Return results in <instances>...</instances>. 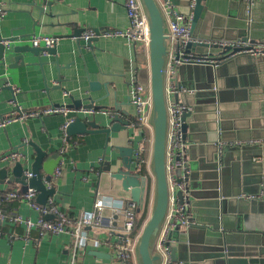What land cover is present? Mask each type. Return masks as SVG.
I'll return each instance as SVG.
<instances>
[{
	"label": "crops",
	"instance_id": "obj_1",
	"mask_svg": "<svg viewBox=\"0 0 264 264\" xmlns=\"http://www.w3.org/2000/svg\"><path fill=\"white\" fill-rule=\"evenodd\" d=\"M33 1L0 0L6 9L5 17L0 20V37L14 38L11 42L13 47L31 45L34 35L55 36L58 37L57 51L43 52L40 57L28 51L24 53L25 64L9 67L8 64L14 62L15 54L12 53L7 59L8 64L0 65V121L18 112L19 108L29 111L68 105L74 110L68 115L51 114L15 120L0 127V159L4 154L19 150L25 154L22 162L26 170L31 171L35 155L30 143L33 141L49 155H63L62 175L54 181L56 192L49 198H53L54 203L72 218H78L81 212L93 208L100 192L110 196L111 200L132 198L131 190L125 189L122 179L112 172L124 167L118 146L133 147L134 150L142 147L143 166L147 173L143 174L134 163L132 168L133 173L147 177L148 197L144 200L143 209L146 218H149L154 206V129L151 126L142 129L131 126L137 117V109L129 100V84L133 76L138 75L151 88L150 46L132 44L123 36H100L92 39V45L81 38L82 32L87 29L126 28L129 19L125 0H47L52 2L50 5L46 0H35L36 4ZM168 3L161 2L167 22L176 19L177 15L184 16L182 13L188 10L189 0H168ZM203 5L207 9V17L194 33L204 40L201 43L239 40L237 37L245 26L243 0H204ZM37 6H44V11L38 10ZM252 23L250 33L254 38L253 45H258L264 42V2L255 6ZM216 50L211 52L205 46L191 48V52L198 55L217 54ZM253 57H239L237 62L226 67L219 82V86L226 91L223 106L227 116V134L233 138L239 136L242 140L264 137V58L253 60ZM181 78L187 84L205 83L206 80L202 75L195 77L189 70L184 71ZM193 90L194 94L180 96L181 100L200 108L197 130L192 135L189 133L190 142L195 146L188 150V158L191 155L197 159L196 172L202 181L208 182L211 181L208 172L212 169L206 155L209 151L206 144L213 132L205 129L206 118L209 117L205 110L206 89L194 87ZM75 100L80 103L76 105ZM83 108L99 111L85 113L81 111ZM117 114L123 120H129L130 125L111 132L108 143L105 133L67 134L66 141L64 139L63 125L67 120H75L79 116L107 126L109 119ZM110 160L113 171L101 174L104 162ZM12 165L0 161V167L12 168ZM219 179L225 194L229 195L228 199H232L227 205L231 212L227 220L230 240L238 244H254L252 246L264 253V200L237 198L238 195L264 189V146L243 149L233 146L227 152V165ZM24 187L10 182L8 178L0 179L1 191L18 189L23 192L27 189ZM207 202L206 199H195V204L189 205V212L197 218L198 227L190 236L191 240L182 242L183 245L194 244L203 248L198 241L213 234L211 223H208L211 206ZM2 208L5 211L15 210L33 220L41 217L39 210L20 198L7 201ZM103 216L100 228L83 226L82 229L84 233L92 232L94 238H103L105 243L97 247L89 239H84L79 264H118L111 245L118 240L116 229L121 227V220H117L118 216L109 207L103 210ZM24 234L22 224L0 222V264H68L72 247L68 234L49 235L41 239L38 231L33 229L30 241L25 240ZM199 252L200 255L194 256V261H189V264H215L212 259H205L203 251ZM187 255L188 248L187 252L183 248L180 256L193 257L191 253Z\"/></svg>",
	"mask_w": 264,
	"mask_h": 264
},
{
	"label": "water",
	"instance_id": "obj_2",
	"mask_svg": "<svg viewBox=\"0 0 264 264\" xmlns=\"http://www.w3.org/2000/svg\"><path fill=\"white\" fill-rule=\"evenodd\" d=\"M144 6V10L147 16L150 30V61H151V92L153 98V111L151 117V124L154 129V144H153V156H152V173L154 176V206L152 212L145 224L142 231L140 241L138 244L137 255L140 264H158L160 255L154 252L155 243L162 224L164 222L168 207H169V184L166 170V149H167V130H168V112L165 96V65L168 57L167 50V38L169 33L168 22L165 18L161 2L168 0H141ZM194 2V7L192 3ZM204 0H189L187 11L182 13L184 18L188 21L191 27V31L194 34L199 27L201 21L207 17V9L203 5ZM46 3L50 5L52 2ZM35 3V0L33 1ZM38 10L44 11V6H37ZM180 14L181 12L178 11ZM245 26L241 30V34L238 35L237 39H246L248 34L251 35V41L254 43V38L250 31L252 30L253 23L248 24L246 21V15L244 18ZM252 32V31H251ZM203 37H208L206 34H201ZM227 38V37H226ZM4 38L0 37V40ZM10 44L0 43V65H6L9 55L15 54L14 62L8 64L9 67H16L25 64L24 53L30 51L36 56H41L43 52H56L57 47H34L31 45H14L11 47V42H14V38H8ZM92 40L87 41L90 45ZM194 46H205L212 50H216L217 54H212L215 58H226L218 65H182L178 70V85L183 86L187 89L204 88L206 89L205 96V110L209 117L206 118L205 129L209 133L213 132V136H209L206 144L208 146V162L211 165L208 173V177L211 181L205 182L199 178L197 171V165L195 158L190 155L189 162L186 163L188 172L185 174V182L187 188L190 191L189 204L192 206L195 204V199H206L209 202L210 214L208 223H211L212 233L202 241H198L199 244L203 245V248H198L194 244L192 246L183 245L182 242H188L190 236H193L196 228L198 227L197 220L195 224L184 228L177 227L172 237L176 239V242L172 244L171 257L173 262H179L181 264H189V261H194V256L200 255L199 251L204 252L205 259L213 260L215 264H264V253H261L254 244L234 243L230 240L229 226L227 224L228 217H231V212L227 208L228 203L232 199H228L229 195L225 194L220 182V173L224 166L227 165V152L233 148L229 144L231 141L242 140L239 136L233 138L227 134V116L224 105L226 91L223 90L222 86H219L220 78L224 75V70L230 64L237 62L239 57L249 56L247 53L236 54L241 48L231 47H220L212 42L207 43H192L190 49ZM218 47V48H215ZM264 56H255L252 59H259ZM41 61V60H39ZM41 63V62H40ZM189 70L193 72L195 77H205V83L198 81L194 84H187L182 81L181 75L184 71ZM12 89L11 86L7 87ZM190 95L189 93H177L176 97L180 99V96ZM78 100H75V103ZM183 102L189 103L187 100ZM77 102L76 105H78ZM85 107V106H84ZM199 106L194 105V111L187 113L184 116L186 120L188 116H192L190 123L185 125L187 132L186 137L189 142L188 150H192L195 146L190 141L192 132L196 131L199 117ZM130 124L129 120H123L119 114L109 119V125L101 126L96 120H86V118L77 117L71 122L67 128V134L73 136L76 134L86 133H105L107 137V143L110 138L111 132H118L122 129H126ZM190 133V135H189ZM189 135V136H188ZM263 138V137H262ZM35 150L33 162L31 164V172L33 177L27 178L24 174L26 167L22 161L13 163L12 168L7 166L0 167V179H9L10 182L21 184L22 186L33 187L39 193L37 196V202L40 205H45L49 197H52L56 189L52 187L48 189L43 182V175L47 174L49 177L54 173L56 167L60 164L63 159V155L60 153H53L49 155L47 151L41 148L37 143L30 142ZM255 146V145H252ZM243 149L248 146H235ZM19 149V148H18ZM117 149L120 152V156L124 159V167L120 170L112 172L118 178L122 179L123 187L131 190L132 199L138 204L139 208L144 207V197L147 192V177L141 176L139 173H133L132 161H133V147L118 146ZM112 161L104 162V168L102 173L111 172ZM126 169V170H125ZM203 180L206 179L204 174ZM140 178V181L139 179ZM138 179V180H137ZM182 177H179L181 180ZM201 180V181H200ZM239 199L248 200L240 195L237 196ZM260 201V200H250ZM47 219H52V215L46 216ZM201 218V217H200ZM194 219H197L194 217ZM222 228V230H221ZM191 240V239H190ZM256 245V244H255ZM258 246V245H257ZM188 255L191 253L193 257L182 258L180 252L185 248V252ZM98 254V253H96ZM101 255V253H100ZM210 263V262H208Z\"/></svg>",
	"mask_w": 264,
	"mask_h": 264
},
{
	"label": "built area",
	"instance_id": "obj_3",
	"mask_svg": "<svg viewBox=\"0 0 264 264\" xmlns=\"http://www.w3.org/2000/svg\"><path fill=\"white\" fill-rule=\"evenodd\" d=\"M194 2L192 7H194ZM245 4V15L248 24L253 22V11L255 6L264 2V0H243ZM125 7L129 24L126 28H107L102 31L96 29H87L82 32L81 38L85 41L98 38L100 36H123L132 44H144L149 46L150 30L144 6L141 0H125ZM6 15V9L0 4V20ZM184 16L177 15L176 19L168 22L169 33L167 38L168 57L165 65V96L168 112V130H167V149H166V170L169 184V207L162 224L161 230L157 237L154 252L160 255L158 264H178L173 262L171 257L172 244L176 239L172 237L173 231L177 227H190L194 225L195 219L189 212V196L190 191L184 180L185 174L188 172L186 163L189 162L188 146L189 142L186 137L185 125L190 123L192 116L184 119L187 113L194 111V105L183 102L176 97L177 93L194 94L193 89H187L178 85V70L182 65H218L226 58H215L211 54H194L191 52L190 45L192 43H201L204 40L196 37L189 24H182L180 20ZM58 37L48 35H34L31 39V44L34 47L44 46L52 48L57 45ZM0 43L9 45L8 38L0 40ZM220 47L226 48H241L236 54L247 53L251 56H264V42L253 45L251 37L248 35L246 39L228 40L221 39L213 42ZM129 100L136 106L137 117L131 123L134 128L142 129L146 126H152L151 117L153 111V98L151 88L143 83L138 75H134L129 84ZM68 105H52L47 108L37 110H23L19 108L18 112H13L10 116L0 121V127H5L8 123L29 119L33 117H42L51 114L68 115L73 111ZM81 111L85 113H95L99 111L94 108H83ZM104 113H111L108 110H100ZM74 120H67L63 125L64 139H67V128ZM130 125V124H129ZM186 132V133H185ZM231 146H264L263 138H252L248 140H236L229 142ZM62 151V150H61ZM142 147L134 150V158L132 163L135 167H140L145 160L142 157ZM25 159V154L19 150L11 151L10 153L1 156L0 161L3 163H15ZM62 165L60 164L55 169V172L49 177H43V182L48 189L53 187L54 181L62 175ZM183 169L184 174L182 179L176 175L177 169ZM24 174L27 178L33 177V173L25 170ZM153 174V173H152ZM177 189L182 191V198L177 194ZM38 191L33 187H28L21 192L18 189L0 190V222L10 221L17 224H22L25 227V240L30 241V232L33 229L38 231L41 239L49 235L68 234L72 239V247L70 250L68 264H79L80 254L83 249L84 239L90 240L93 245L102 246L105 243L103 238L92 237V232H83V226H88L92 229L100 228L103 220V210L109 207L113 210L114 215L118 216L117 220H121V227H118V240L111 246L112 253L118 264H139L137 249L142 231L148 220L143 208H139L138 204L132 199H113L106 196L102 192L99 193L95 200L92 209L84 210L78 218H72L70 215L62 211L55 203L53 198H49L45 205H40L37 202ZM248 200H264V189H260L256 193L241 194ZM23 199L30 206L40 211L41 217L38 220H33L29 217H24L19 212L5 211L2 205L9 200ZM52 215V219H47L46 216ZM14 237V235H13ZM17 237V236H15ZM92 237V238H90ZM179 264H181L179 262Z\"/></svg>",
	"mask_w": 264,
	"mask_h": 264
},
{
	"label": "rangeland",
	"instance_id": "obj_4",
	"mask_svg": "<svg viewBox=\"0 0 264 264\" xmlns=\"http://www.w3.org/2000/svg\"><path fill=\"white\" fill-rule=\"evenodd\" d=\"M180 23L186 25V24H188V21L186 19H182V20H180ZM183 174H184V170L183 169L179 168V169L176 170L177 177H182ZM138 179L140 181V178H138ZM153 179H154V176H153ZM24 189H26V187H24ZM176 192L182 198V191L180 189H177ZM147 197H148V189H147V192H146V195H145L144 199L147 198Z\"/></svg>",
	"mask_w": 264,
	"mask_h": 264
},
{
	"label": "trees",
	"instance_id": "obj_5",
	"mask_svg": "<svg viewBox=\"0 0 264 264\" xmlns=\"http://www.w3.org/2000/svg\"><path fill=\"white\" fill-rule=\"evenodd\" d=\"M139 168H140V170H141V172L143 174L147 173L145 167L143 166V164Z\"/></svg>",
	"mask_w": 264,
	"mask_h": 264
}]
</instances>
